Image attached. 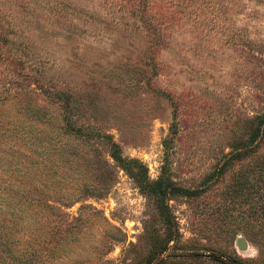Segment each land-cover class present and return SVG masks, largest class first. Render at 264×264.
<instances>
[{
    "label": "rangeland",
    "instance_id": "obj_1",
    "mask_svg": "<svg viewBox=\"0 0 264 264\" xmlns=\"http://www.w3.org/2000/svg\"><path fill=\"white\" fill-rule=\"evenodd\" d=\"M263 109L264 0H0V184L70 172L0 264H140L165 234L159 179L206 186L169 195L182 247L260 263L261 147L220 165Z\"/></svg>",
    "mask_w": 264,
    "mask_h": 264
},
{
    "label": "trees",
    "instance_id": "obj_2",
    "mask_svg": "<svg viewBox=\"0 0 264 264\" xmlns=\"http://www.w3.org/2000/svg\"><path fill=\"white\" fill-rule=\"evenodd\" d=\"M255 119L256 125L253 134L245 148L242 151L235 149L229 152L224 157L222 164L220 165L221 168L229 165L233 160L241 158L244 154H247L252 150L254 145L258 146L259 144L261 148L258 150V153L259 156L262 157L260 166H263L262 170H264V109L256 115ZM11 125L15 124L0 123V136L1 132L5 129H10V127H12ZM30 126L32 125L30 124ZM14 129H16V126H14ZM26 136V139H33L31 135ZM29 141L32 142V140ZM34 145L39 146L38 144L33 143L30 147L34 148ZM40 147L42 148V151H45L44 147ZM111 149L113 158L125 168L130 169L132 163H137V160L135 159L123 158L120 153L117 152L116 147L113 144H111ZM46 157L48 156H43L42 159L45 161ZM39 162L43 161L40 160ZM69 174L64 172L63 174H59L57 170H55V172L52 171L47 173V178L43 182H30L29 179L31 180L32 178L31 172L27 169H21L20 178L15 180L17 181L16 183L7 186H2L3 184H0V237L7 239L11 246L22 241L25 243L23 245V248L25 249L33 245L34 241L25 234L36 230L35 226H37V224H33V218L36 214L35 211H37L36 207L38 206L40 208V212L44 211L47 213V206H50L46 203L40 204L39 198H37L36 195L40 194L45 198V196L49 197L52 194H56L58 187L54 183L60 182V179L62 181L64 176L70 178L68 176ZM23 178L28 181H25ZM208 180L209 177L203 181V184H206ZM60 184L64 185L62 182H60ZM142 186L155 198L156 206L165 223V234L162 238L158 233L154 235L152 250L140 264H171L174 263L176 258L177 264H251L247 260H244L235 254H230L229 252L219 251L204 253L200 250L187 249L180 245L179 228L168 206L169 195H195L201 192L206 186L189 188L180 186L171 180L162 179L153 183L144 182ZM59 195L62 194L59 193ZM16 232L24 235L23 238L17 236ZM176 240L177 247L174 245ZM256 264H264V259H261L260 263Z\"/></svg>",
    "mask_w": 264,
    "mask_h": 264
}]
</instances>
